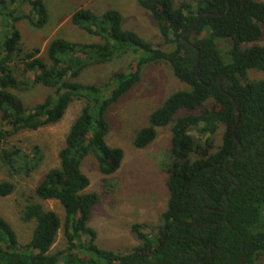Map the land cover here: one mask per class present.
I'll list each match as a JSON object with an SVG mask.
<instances>
[{"label": "trees", "instance_id": "trees-1", "mask_svg": "<svg viewBox=\"0 0 264 264\" xmlns=\"http://www.w3.org/2000/svg\"><path fill=\"white\" fill-rule=\"evenodd\" d=\"M135 1L151 15L162 43L123 28L115 8L81 7L70 23L97 39L55 37L42 55L38 47L24 48L17 24L26 20L42 28L48 21L44 0H0V165L7 176L28 177L44 159L38 146H8L9 138L56 123L71 102L83 101L58 151V166L44 173L19 211L21 221L34 220L30 239L19 242L0 215V264H253L264 255V78L248 77V70L264 72V46L251 44L261 36L264 2ZM217 38L231 42L223 41L226 58ZM124 55L131 56L126 68L104 82L80 81L88 68ZM158 63L187 88L170 93L149 114L132 145L148 146L159 128L170 125L166 207L154 234L143 232L145 224H132L139 245L125 252L100 248L87 225L98 195L88 190L81 163L92 155L105 190L116 187L110 176L124 151L106 143L105 114L139 82L143 66ZM38 85L52 92L27 106L17 93ZM179 110L185 113L175 117ZM13 190L11 180H0V197ZM34 197L58 201L63 223ZM61 226L66 246L52 250Z\"/></svg>", "mask_w": 264, "mask_h": 264}, {"label": "rangeland", "instance_id": "rangeland-1", "mask_svg": "<svg viewBox=\"0 0 264 264\" xmlns=\"http://www.w3.org/2000/svg\"><path fill=\"white\" fill-rule=\"evenodd\" d=\"M173 1L178 5L181 1L194 0ZM44 3L48 12V21L42 28L32 27L26 20H21L17 24L24 48L38 47L42 55L46 45L55 37L73 41L97 39L70 23L72 12L81 7L95 12L115 8L122 15L123 28L133 30L156 44L162 43V37L151 15L135 0H44ZM260 29V38L251 44L264 46V24H260ZM215 41L218 46L220 45L223 57L226 58L230 40L217 38ZM223 41H227L229 45ZM161 47L167 48L166 45ZM130 59V55H124L109 63L90 67L83 72L80 81L102 83L112 72L124 70ZM248 77L263 79L264 72L248 70ZM184 88H187V85L173 75L169 66L163 63L146 64L143 66L139 82L107 110L105 118L109 131L105 141L108 145L120 147L124 151L119 169L110 176L115 180L116 187L111 191L105 190L104 176L98 171L96 160L92 155L86 156L81 163V170L89 178L88 190L98 195V202L91 210L87 225L95 230V242L100 248L125 252L139 245L140 241L132 232L133 223L145 224L146 226L141 229L149 235L156 232L155 226L168 199L164 166L170 161V125L159 128L156 138L144 148H135L132 139L135 133L147 124L149 114L170 93ZM51 92V88L38 85L17 94L27 106H33ZM82 105V100L75 99L58 122L42 126L37 130L19 131L8 140V146L32 148L36 145L44 156L39 168L28 177H8L0 165V180L8 179L14 183L13 192L8 196L0 197V215L9 222L21 243L30 239L34 220L21 221L19 211L26 203V198L33 195V189L44 173L58 166V151L64 146L68 129ZM180 113L185 112L179 110L175 117ZM222 131L223 126L219 125L214 136L216 145L221 143ZM33 199L40 202L44 209L56 212L63 223L64 210L58 201L40 200L35 197ZM65 246L66 239L61 226L52 250L63 249ZM253 264H264V255Z\"/></svg>", "mask_w": 264, "mask_h": 264}, {"label": "water", "instance_id": "water-1", "mask_svg": "<svg viewBox=\"0 0 264 264\" xmlns=\"http://www.w3.org/2000/svg\"><path fill=\"white\" fill-rule=\"evenodd\" d=\"M232 103H233L234 107H236L235 101H234L233 99H232ZM236 115H237V111H236ZM237 156H238V155H237ZM237 156H236V157H237ZM236 157H235V158H236ZM215 250L217 251L216 248H215ZM243 257H244V255H243Z\"/></svg>", "mask_w": 264, "mask_h": 264}]
</instances>
